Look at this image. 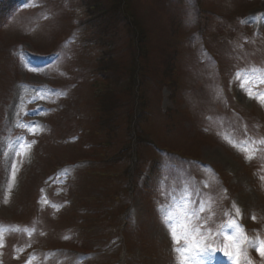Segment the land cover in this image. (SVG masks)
I'll return each mask as SVG.
<instances>
[{"label":"rangeland","instance_id":"rangeland-1","mask_svg":"<svg viewBox=\"0 0 264 264\" xmlns=\"http://www.w3.org/2000/svg\"><path fill=\"white\" fill-rule=\"evenodd\" d=\"M90 1L0 0V264H178L165 219L185 199L191 264H264L248 244L264 240V145L246 160L229 142L264 138V105L234 80L264 67V0H123L105 65L149 64L131 122L97 113L90 33L110 7Z\"/></svg>","mask_w":264,"mask_h":264},{"label":"trees","instance_id":"trees-1","mask_svg":"<svg viewBox=\"0 0 264 264\" xmlns=\"http://www.w3.org/2000/svg\"><path fill=\"white\" fill-rule=\"evenodd\" d=\"M83 5L85 7H88L90 3H92L90 0H82ZM105 4L104 7H110V9H106L107 12L110 13V17H104L102 21L99 16L97 17L99 21L105 26L106 32L104 35L100 33L99 26L98 29L94 30L95 33L91 34L92 44H94V41L96 43V47L98 48V52H100L99 57H97V76L99 77L98 80L95 83V90H94V99L96 101L97 105V113L100 115V118H102V115H104V118H106L108 121L114 117H123L127 118L130 122L133 121V117L135 116L136 112L140 110V104H138L139 101L144 100V96H140L141 94L138 87H136L137 83L146 76L147 78V72L149 71V64L147 61H142L140 59V55L133 53L130 59V62H126L123 60L115 61L113 64H118L119 69L121 70L118 73H113L110 69H112L113 64H109L108 66L105 65L107 58L110 60L117 58L116 52V45H113V38L118 33V16L120 13H123L128 5H126L125 1L123 0H104ZM89 10V9H88ZM111 11L113 13H111ZM92 15L94 13L90 12ZM89 13V15H90ZM121 21L123 23L129 22V16H122ZM95 16H91L90 22H95ZM89 21L87 23H89ZM120 24V23H119ZM92 29V26L89 24V30ZM103 30V29H102ZM105 40H104V38ZM94 40V41H93ZM97 40V41H96ZM107 40V41H106ZM95 46V45H94ZM138 46L141 48V42L138 43ZM137 58L138 62L140 63L141 67L138 66V64L135 62L133 58ZM126 59V57H125ZM104 64L102 65V63ZM101 66L104 70L107 72L104 73V71L101 70ZM108 68V69H107ZM107 82V86L105 87V84ZM103 83V86H102ZM141 83H138V85ZM111 85V86H110ZM111 91V93H110ZM147 93V91H146ZM148 94H146V102H144L143 110L146 112L147 110H152L151 105V98H147ZM116 108L113 110L112 108ZM139 106V107H138ZM147 118V116H145ZM100 122V121H99ZM117 125V121L115 119V122L113 124L114 128ZM101 126V124H100ZM137 127V126H136ZM138 128V127H137ZM106 129L110 130L113 128L107 127ZM139 129V128H138ZM141 131H144V129H140ZM134 131V130H133ZM123 153H118V156H121ZM120 159V158H119ZM120 193L122 190H118ZM125 202L128 201V198L124 199Z\"/></svg>","mask_w":264,"mask_h":264},{"label":"snow or ice","instance_id":"snow-or-ice-1","mask_svg":"<svg viewBox=\"0 0 264 264\" xmlns=\"http://www.w3.org/2000/svg\"><path fill=\"white\" fill-rule=\"evenodd\" d=\"M234 80L239 81V87L241 88V90L246 92L249 98H254L259 103L264 105V90H261L259 88V85L264 84V67L257 68L255 66H251L239 68L235 73ZM18 126L28 127L29 131L32 132V134H35L31 125ZM229 142L232 143L234 147L238 146L242 152L246 153V160H252L255 157L256 153L259 151L257 145H264V138H260L257 140L246 138L240 141L239 144L231 139H229ZM32 143H34V141ZM27 147L30 149L31 145L28 144ZM17 154H24L23 146L22 151ZM10 167L12 169V179L14 180L15 165L11 164ZM261 180H264V176H261ZM188 202L189 201L185 199L184 204L179 206L178 215L175 218L171 215H168L165 219V223L170 229L174 244L180 245V241L184 240L183 246H177L174 248V251L177 252L180 256L178 264H191L192 260L194 259L192 256V252L200 249V244L198 242L189 244V239L196 241L198 237H201L200 229L202 225L192 223V217L196 216L197 219H199V217L195 212L190 211L185 207ZM235 210L236 213L239 214V208H236ZM200 211H204V208L201 207ZM178 229H180L179 234ZM228 239L232 240L233 238L228 237ZM243 240H247V237H243ZM236 241L237 242L233 244V247H235L238 252L239 243L243 242L240 235L237 236ZM248 244L249 246L256 247L260 255L264 256V240H260L258 244L256 241L248 240ZM0 247H3V244H0ZM196 264H201V262L196 261Z\"/></svg>","mask_w":264,"mask_h":264}]
</instances>
